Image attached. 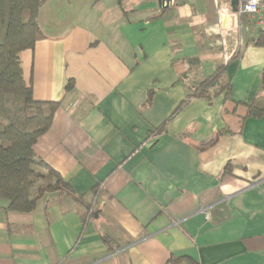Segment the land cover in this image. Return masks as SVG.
Masks as SVG:
<instances>
[{"label": "crops", "instance_id": "0c3cea01", "mask_svg": "<svg viewBox=\"0 0 264 264\" xmlns=\"http://www.w3.org/2000/svg\"><path fill=\"white\" fill-rule=\"evenodd\" d=\"M73 1L43 2L20 56L34 97L60 102L35 152L75 195L0 199V264H264L262 29L232 16L221 34L218 0ZM231 55V92L188 99Z\"/></svg>", "mask_w": 264, "mask_h": 264}, {"label": "trees", "instance_id": "16d2710c", "mask_svg": "<svg viewBox=\"0 0 264 264\" xmlns=\"http://www.w3.org/2000/svg\"><path fill=\"white\" fill-rule=\"evenodd\" d=\"M43 2L0 0V199L8 202L6 210L10 211L32 212L38 200L51 192L75 195L71 183L35 152L36 143L50 129L60 106L58 101L37 100L22 69L21 52L34 49L45 37L38 22ZM255 43L264 46L263 29ZM231 58L200 81L188 99L200 97L211 101L222 92L229 94L231 84L224 80V73ZM262 79L264 84V72ZM72 87L70 81L66 90ZM248 116H264V107L250 105ZM224 132L202 145L215 144ZM231 165L228 163L225 171L229 172ZM83 196L75 197L84 202ZM84 205L88 216L92 205ZM105 240L115 250L112 240Z\"/></svg>", "mask_w": 264, "mask_h": 264}, {"label": "built area", "instance_id": "2783aa9c", "mask_svg": "<svg viewBox=\"0 0 264 264\" xmlns=\"http://www.w3.org/2000/svg\"><path fill=\"white\" fill-rule=\"evenodd\" d=\"M232 1L233 0H218L217 2L219 4L218 14L220 15L221 34L229 29V18L232 16L239 19L244 15H249L256 21V24L264 30V0H239L238 9L236 11L233 9ZM173 2L174 0L170 2L165 1L161 6L169 7ZM225 19H227V21L224 25Z\"/></svg>", "mask_w": 264, "mask_h": 264}, {"label": "rangeland", "instance_id": "374dc122", "mask_svg": "<svg viewBox=\"0 0 264 264\" xmlns=\"http://www.w3.org/2000/svg\"><path fill=\"white\" fill-rule=\"evenodd\" d=\"M60 0H44V3H45V11H47V8L49 7V6H51L52 8H53V10H52V12L55 14V13H57L58 14V6L60 5L58 2H59ZM67 1V8L66 9H68V10H70V12L72 11V10H75L76 9V5H77V3H76V1H73V3H69V1L70 0H66ZM108 1V0H107ZM177 2V1H176ZM217 3V2H216ZM216 6H217V11H218V9H219V4L217 3L216 4ZM84 7V8H83ZM82 8L83 9H89V10H91V8L90 7H88V5H86V6H83ZM61 10H63V8L61 7ZM48 12V11H47ZM59 12H61V11H59ZM62 13V12H61ZM245 16V15H244Z\"/></svg>", "mask_w": 264, "mask_h": 264}, {"label": "water", "instance_id": "95a60500", "mask_svg": "<svg viewBox=\"0 0 264 264\" xmlns=\"http://www.w3.org/2000/svg\"><path fill=\"white\" fill-rule=\"evenodd\" d=\"M165 1L170 2L172 0H160V5H162ZM238 3H239V0H233L232 1L234 11H236L238 9ZM226 21H227V19H225L224 25L226 24Z\"/></svg>", "mask_w": 264, "mask_h": 264}]
</instances>
